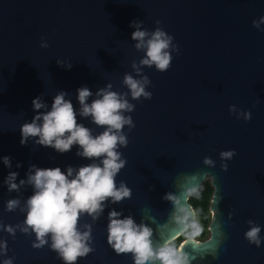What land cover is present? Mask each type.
<instances>
[{
    "label": "water",
    "instance_id": "95a60500",
    "mask_svg": "<svg viewBox=\"0 0 264 264\" xmlns=\"http://www.w3.org/2000/svg\"><path fill=\"white\" fill-rule=\"evenodd\" d=\"M261 17L264 0H0V157L12 158L11 169L0 160V264L8 259L12 264H65L51 248V234L37 248L35 233L23 231L26 201L34 191L27 183L29 166L60 167L65 173L70 166L74 177L80 167L103 159L77 155L82 149L75 144L68 152H57L36 143L38 137L21 145V126L36 114L33 99L47 105L40 110L44 112L59 92L67 93L77 123L95 137L105 128L79 114L77 89H90V104L109 85V91L134 105L123 114L135 127L125 125L117 133L128 143L117 145L125 165L114 178L116 188L123 183L131 195L115 203L107 198L102 212L80 214L77 230L90 233L84 243L92 251L75 264H135L133 253L117 254L107 242L112 210L121 214L119 219L130 216L147 226L154 249L174 242L194 221L189 198L207 178L213 188L209 236L185 237L176 247L183 245L189 264H264ZM132 22L149 34L159 28L173 37L177 51H172L167 71L140 64L145 51L135 47ZM126 75L137 80L147 76L151 83L145 91L151 99H133ZM230 105L237 113H230ZM243 111L251 112L250 120L237 118ZM229 150L236 154L222 161L220 152ZM205 157L215 165H205ZM222 163H227L226 171ZM9 171L19 173L17 183L25 180L19 191L9 192L3 183ZM169 193L177 204L164 198ZM11 199L20 203L8 211ZM177 217L186 219L178 223ZM249 220L261 228L259 247L245 239L253 226Z\"/></svg>",
    "mask_w": 264,
    "mask_h": 264
},
{
    "label": "clouds",
    "instance_id": "9594fccd",
    "mask_svg": "<svg viewBox=\"0 0 264 264\" xmlns=\"http://www.w3.org/2000/svg\"><path fill=\"white\" fill-rule=\"evenodd\" d=\"M156 23L159 24L160 21ZM260 23H264V17H261ZM134 25L137 30L132 32L131 38L137 41L135 45L137 49L145 51L140 64L148 67L154 65L160 72L167 71L171 67L172 51H177V46L172 44L173 37L159 28L149 34L145 30H140L137 22H132L129 26ZM253 26L258 28L259 24L253 21ZM47 46L42 45V47ZM67 67L70 69L71 65ZM133 67H136L135 64ZM150 83L147 76H144L142 80L134 79L130 75L124 78V84L127 85L133 99H139L141 96L151 99L152 93L145 91V86ZM110 87L111 85L108 86ZM108 88L100 89L96 93L99 98L90 104L87 103L92 95L90 89L87 87L77 89V99L81 105L79 114L83 117L91 116L93 123L105 128L95 137L89 128L77 123V113L72 102L65 99L67 93L63 91L53 98L49 111H40L47 105L39 97L33 99L32 106L36 114L31 123L23 124L20 129L21 145H25L29 137H38L36 143L54 148L60 153L70 151L75 144L82 149L77 152L79 156L88 159L103 157L99 165L92 163L80 167L74 177V169L70 166L66 173L60 167L29 166L27 183L33 187L34 191L26 201L27 214L24 224L27 227L23 231L27 232L30 228L35 233L38 243H34L33 247L37 248L46 244L45 237L51 234V248L58 252L65 264H75L78 258L86 257L92 251L84 243L90 238V233L81 234L77 230L80 214L92 215L102 212V202L107 198H112V202L115 203L131 195L130 189L123 183L117 189L114 178L125 165V161L120 159V154L116 151L117 145L126 146L128 143L124 135H117V133L125 125L130 128L135 127L131 117L123 114L131 112L134 105L127 99H123L117 92L109 91ZM229 111L237 113L236 106L230 105ZM241 115L245 121L251 119L250 111L241 112L237 118ZM235 154V150L222 151L220 158L222 161H228ZM0 160L6 168L11 169V157L3 156ZM203 162L208 166L215 165L209 157H205ZM21 166L20 163L16 165L17 168ZM221 167L226 171L228 165L222 163ZM18 175V172L9 171L4 178L3 183L7 185L9 192L19 191L20 186L25 183L24 179H20L19 183L16 182ZM69 177L73 178L69 179ZM164 198L172 201L174 205L178 202V198L171 193ZM19 203L18 199L8 200L7 210H14ZM120 215L115 210L108 213L107 242L117 254L133 253L135 264H149L154 261H159L160 264H189L188 255L182 251L183 245L177 248L172 242H168L154 249L150 239L151 230L147 226L137 225L130 216L123 219L117 218ZM176 219L178 223H181L186 217ZM248 223L253 226L245 232V239L259 247L261 228L255 226L251 220ZM190 227L192 231L185 233L187 239L194 238L201 231L196 223H192ZM5 230L14 234L11 226H7ZM3 264H12V261L8 259Z\"/></svg>",
    "mask_w": 264,
    "mask_h": 264
},
{
    "label": "trees",
    "instance_id": "16d2710c",
    "mask_svg": "<svg viewBox=\"0 0 264 264\" xmlns=\"http://www.w3.org/2000/svg\"><path fill=\"white\" fill-rule=\"evenodd\" d=\"M212 191L213 188L210 184L209 181L202 182L201 185L199 186V189L195 192L192 193L189 202L192 204V207L195 210V217H198L200 222L204 226H208V223L210 221V216H209V205H210V199L212 196ZM186 232H191V229L188 228L178 239H176L174 242H172L175 246L177 244L176 241H181L185 237ZM201 238L205 236V231H202L200 233Z\"/></svg>",
    "mask_w": 264,
    "mask_h": 264
},
{
    "label": "rangeland",
    "instance_id": "374dc122",
    "mask_svg": "<svg viewBox=\"0 0 264 264\" xmlns=\"http://www.w3.org/2000/svg\"><path fill=\"white\" fill-rule=\"evenodd\" d=\"M206 181H209V182H210V178H207L204 182H206ZM209 216L211 217V212H210V211H209ZM192 223H196V224L200 227V229H201L200 233H201L202 231H205V236H204L203 238H201L200 233H199V235H197V236L194 237L195 239L203 240V239H205V238H207V237L209 236V232H208V230H207V227H208V226H204V225L200 222V220L198 219V217H195V219H194V221H193ZM190 229H191V227H190ZM191 231H192V229H191ZM176 242H177V244H178L180 241H176ZM177 244H176V245H177Z\"/></svg>",
    "mask_w": 264,
    "mask_h": 264
},
{
    "label": "snow or ice",
    "instance_id": "6c2138e0",
    "mask_svg": "<svg viewBox=\"0 0 264 264\" xmlns=\"http://www.w3.org/2000/svg\"><path fill=\"white\" fill-rule=\"evenodd\" d=\"M189 243H191V241H189Z\"/></svg>",
    "mask_w": 264,
    "mask_h": 264
}]
</instances>
